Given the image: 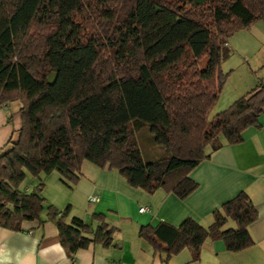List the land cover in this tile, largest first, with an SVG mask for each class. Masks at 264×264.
<instances>
[{"label":"trees","instance_id":"obj_1","mask_svg":"<svg viewBox=\"0 0 264 264\" xmlns=\"http://www.w3.org/2000/svg\"><path fill=\"white\" fill-rule=\"evenodd\" d=\"M260 19L264 0H0V104H20L17 136L0 151V225L19 229L39 218L43 183L19 190L26 172L56 171L74 184L83 160L115 168L147 192L164 187L185 197L196 187L187 171L208 157L207 146L219 147L220 137L240 142L244 128L260 125L264 78L206 119L226 38ZM144 126L161 156L143 159L134 132ZM46 209L69 253L113 245L116 228L103 214H91L92 228L77 216L66 222L67 207ZM211 214L206 228L185 217L141 225L138 235L164 263L184 247L197 259L206 238L228 251L253 243L248 224L257 211L244 191ZM228 219L233 226L224 227Z\"/></svg>","mask_w":264,"mask_h":264},{"label":"crops","instance_id":"obj_2","mask_svg":"<svg viewBox=\"0 0 264 264\" xmlns=\"http://www.w3.org/2000/svg\"><path fill=\"white\" fill-rule=\"evenodd\" d=\"M225 47L229 56L242 55L251 72L242 73L240 86L226 90L228 106L264 78V19L232 32ZM219 74L223 73H216L217 78ZM232 75L224 73V81ZM221 92L219 87L216 102ZM19 105L18 100L0 104V151L10 147L8 141L17 136ZM258 121L259 126L243 129L240 142L229 144L220 137L219 147H206L208 157L187 171L196 187L183 198L164 187L147 192L132 186L117 169L89 160L82 161L78 180L69 185L56 171L40 173L39 177L26 172L18 188L29 191L41 180L42 209L38 219L23 220L19 229L0 225V264H264V110ZM239 191L248 195L257 211V218L248 224L253 243L244 249L228 251L221 239L206 238L197 259L193 260L184 247L164 263L165 254L153 251L138 235L141 225L158 221L178 225L185 217L206 228L212 222V210ZM49 204L59 210L67 207L66 222L77 216L92 228L98 221L91 214H103L106 223L116 228L113 245L90 243L69 253L59 241L55 223L46 215ZM140 206L144 210L139 211ZM229 226L233 222L228 219L224 227Z\"/></svg>","mask_w":264,"mask_h":264},{"label":"rangeland","instance_id":"obj_3","mask_svg":"<svg viewBox=\"0 0 264 264\" xmlns=\"http://www.w3.org/2000/svg\"><path fill=\"white\" fill-rule=\"evenodd\" d=\"M167 1H172V0H167ZM223 52L225 55L224 49H223ZM226 56L228 57V59H226ZM222 59L224 60L221 63L220 70L217 73H223V74L233 73V75L229 79L224 81L223 74H219V77L217 79H218L219 87H221L222 92L217 102L215 101L216 103L214 102V104L206 112L207 120L212 118L213 115L217 113L218 111H221L224 108H226L227 106L226 104L229 102V101L226 102V100H228V97L226 96V90L229 87H232V86L234 87L237 85L240 86L242 84L241 82L242 73H251L248 71L247 62L243 59L242 55L240 56L237 54H232L229 56L228 54H226ZM201 64L202 63H199V66H202ZM229 100L231 99L229 98ZM13 115L16 117V113ZM134 137L136 139L138 147L140 148L142 152L143 159H146V160L154 159L165 153L164 149L161 146L153 145V143L151 142L150 134H149L147 127L144 126L138 129L136 132H134ZM46 181L49 182V180L47 179ZM47 187H48V190H50L51 186H47Z\"/></svg>","mask_w":264,"mask_h":264},{"label":"water","instance_id":"obj_4","mask_svg":"<svg viewBox=\"0 0 264 264\" xmlns=\"http://www.w3.org/2000/svg\"><path fill=\"white\" fill-rule=\"evenodd\" d=\"M201 1H203V0H193L194 3H199ZM55 77H56V73L54 71H49V73L46 76V81L48 83H52L54 81Z\"/></svg>","mask_w":264,"mask_h":264},{"label":"built area","instance_id":"obj_5","mask_svg":"<svg viewBox=\"0 0 264 264\" xmlns=\"http://www.w3.org/2000/svg\"><path fill=\"white\" fill-rule=\"evenodd\" d=\"M144 208H145L144 206H140V207L138 208V210H139V211H142V210H144Z\"/></svg>","mask_w":264,"mask_h":264}]
</instances>
